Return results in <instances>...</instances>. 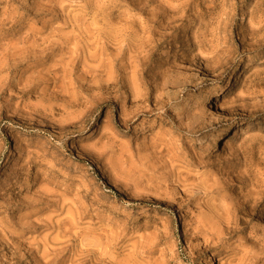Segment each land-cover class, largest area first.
<instances>
[{"label": "rangeland", "instance_id": "1", "mask_svg": "<svg viewBox=\"0 0 264 264\" xmlns=\"http://www.w3.org/2000/svg\"><path fill=\"white\" fill-rule=\"evenodd\" d=\"M263 25L264 0H0V264H264Z\"/></svg>", "mask_w": 264, "mask_h": 264}, {"label": "bare ground", "instance_id": "2", "mask_svg": "<svg viewBox=\"0 0 264 264\" xmlns=\"http://www.w3.org/2000/svg\"><path fill=\"white\" fill-rule=\"evenodd\" d=\"M257 32H262V35H261V39L260 40H258L257 42H262L263 44H264V25L260 28V29H258L257 30ZM256 36V35H255ZM248 65H249V62L247 61L246 62V67H248ZM150 110V109H149ZM148 110V111H149ZM257 110H259L258 108H257ZM261 111V110H260ZM141 112V111H140ZM144 112V111H143ZM146 113V112H145ZM224 134H225V131L224 130H221L220 131V134H219V138L218 139H216V140H214V142H213V144H212V151L213 152H217L218 150H219V140H223L222 139V137L224 136ZM102 177H104L105 178V176L104 175H102ZM261 191V190H260ZM262 195H264V193L262 194ZM262 198V197H261ZM157 199V198H156ZM249 199V198H248ZM257 199V198H256ZM158 200V199H157ZM259 200V199H258ZM257 201V200H256ZM255 201V202H256ZM246 203H248L247 201H246ZM261 210V209H260ZM209 264H216L215 263V261L213 260V258H210L209 259Z\"/></svg>", "mask_w": 264, "mask_h": 264}]
</instances>
